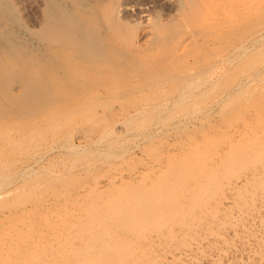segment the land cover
Masks as SVG:
<instances>
[{
	"label": "rangeland",
	"instance_id": "rangeland-1",
	"mask_svg": "<svg viewBox=\"0 0 264 264\" xmlns=\"http://www.w3.org/2000/svg\"><path fill=\"white\" fill-rule=\"evenodd\" d=\"M11 1L44 91L0 101V248L109 216L123 264H264V0Z\"/></svg>",
	"mask_w": 264,
	"mask_h": 264
},
{
	"label": "bare ground",
	"instance_id": "bare-ground-1",
	"mask_svg": "<svg viewBox=\"0 0 264 264\" xmlns=\"http://www.w3.org/2000/svg\"><path fill=\"white\" fill-rule=\"evenodd\" d=\"M57 1L55 0L54 2H52V0H51V2L53 4H51V5L49 4L50 10L48 8H47V10L51 11V10L54 9V11L56 10V12H58V10L61 11L62 9H59L58 8V7H60V5L57 7L58 9L54 6L55 4L57 5V3H55ZM94 2H95V0H94ZM98 2L96 1V3H98ZM12 3L13 2L11 0H0V101L1 100H3V101L5 100L6 101V104L9 101V107H11L10 105L13 106V102L15 104L16 102L19 103L21 101V103H19V104L21 106L23 105L22 107L24 108L25 107L24 105L26 103H29V102L31 103V101L33 103V99L36 101V99L38 100V98H40L43 95L41 91H44L43 90L44 87H42L43 85H42V82L41 81L38 83V80L37 79L34 80V77L35 76H33V78L31 77L30 74H32L34 72L30 73V69H33V71L36 70V69L33 68V67L31 68V65L32 64L30 65L29 64V61H27V60H26L27 62L25 61V56H23V53H22L24 50H29V48L30 49L33 48L31 46L32 43L29 42V41H27V40L24 41L22 39V37L17 32H15L16 30L14 31L10 27V21H11V19L13 17H15V20H16V18L18 17V16H16V14L18 15L17 10L14 8L15 6H13ZM52 5H53V7H51ZM64 6H61V7H64ZM51 8H53V9H51ZM110 8L111 7H108L107 8V11L104 10V11H106L105 14H104V11L102 13L104 15L107 14V16L109 17L110 15H108L109 14L108 13V10ZM65 10H64L63 13L61 11V13L63 14L62 16H64L65 13H67V12H65ZM110 10H109V12H110ZM15 11H16V13H15ZM49 11H47V12L49 13ZM51 13H54V12L52 11ZM61 13H59V14L61 15ZM49 14L47 16H50ZM54 14H52V15H54ZM67 14L63 18H65L67 16L70 17V18H72L69 13H67ZM55 15H57V17H58V14H55ZM47 16L45 15V18H43L42 20H44L45 22H48L49 19H50V17L51 18L53 17V16H50V17H47ZM46 17L49 18V19H47V21L45 20ZM59 17H58V19H59ZM68 17L66 18V20L69 19ZM58 19L56 18V20H58ZM66 20L63 21V19H62L60 21L64 22V24H66V26L67 25L70 26L71 25V20L70 19L67 20V21H70L68 23H66L67 22ZM78 21H79V19H78ZM42 23H40V25ZM76 23H77V26H76L75 22H74L75 25H73V23H72V25L75 26V27H73V30L75 28V30L77 32V29L78 28L76 29V27L81 28V26H83V25H81V26L79 25L82 22L81 23L79 22V24H78V22H76ZM49 24L52 25V23L48 22V23H44L43 24V27H41L42 25L40 26L41 29H43V28L45 29V30L43 29L45 32H41L42 30L40 31L39 30L40 29L39 27L37 28L38 31L37 30H34V29H32L34 31H31V28H29V26H28V28L30 29L29 32H35V31H37V32H35L34 37L35 36L38 37L37 36L38 34L39 35H41V34L43 35L44 34V36H46L45 33L49 34L48 32L51 31V29H48L50 31L46 30V28L49 27ZM59 24L60 25H63L61 23H59ZM24 25H25V23H24ZM51 25H50V27H51ZM23 26H22V29L25 30L26 29L25 27H27V25L24 28H23ZM59 26H58V30H59ZM67 27H66L65 30H68ZM53 28H55V25H54ZM60 28H61V26H60ZM69 28H71V27H69ZM55 30H57V27H56ZM55 30L51 31V33H50V36L52 38H49L50 37L49 36V37H47V40L48 39H49V41H50V39L52 40L53 39V36L56 38L57 35L55 36V34H57V32L60 33L61 31H63V30H61V31H57L56 32ZM54 31H55V34H53ZM71 31L72 30L70 29V34L72 35V32L73 31L72 32ZM78 31H80V30H78ZM81 31H84V30H82V28H81ZM81 33H79L80 36H81ZM51 34H53V35H51ZM65 34H67V35H65ZM70 34H69V32L68 33L66 32V33H63V34L61 32L59 34V36H57V38L58 37L61 38V35H63V37H64V35H65L66 38L65 37L64 38L65 39H68V35L71 36ZM77 34L78 33H76V35ZM83 34H85V31L83 32ZM79 35H78V37H79ZM44 36H42V37L45 39L46 37H44ZM41 38H39V39H41ZM55 38L53 40H55ZM57 40H58V42H56V43H59L60 39L58 38ZM57 40H55V41H57ZM62 40H63V38H61V42L63 44L64 43V40L63 41ZM70 40H69V42L67 40V43H69V45L72 43ZM79 40L80 39L78 38V42H79ZM65 42H66V40H65ZM78 42H76V43L73 42V44L75 43V44H80L81 45L83 43V39H82V41H80V43H78ZM59 44H61V43H59ZM73 44H71V45H73ZM76 47H78V46H75V48ZM82 47H83V45L81 46V48ZM79 49H80V47H78V50ZM19 62H20L21 69L19 67H16V65L19 64ZM22 68L24 69L23 72H22ZM258 69H262V68H258ZM251 72H252V70H251ZM256 73H258V72H256ZM259 74H258V76H259ZM35 75H37V73ZM253 75L251 76L252 78L258 77L256 75L255 76H253ZM39 76H41V75H39ZM37 77H38V75H37ZM251 77H249V78H251ZM35 81L37 82V84H39V86H37V84H36V87L38 89H41V91H37L35 89L36 87L33 88L35 86V83H36ZM258 81H262V80H258ZM11 82H12V85L15 82H17L18 84H19V82H22L21 84H23V86H20V87H24L25 88L23 90V91L26 92V93H24V95H28V97H27L28 98V101H29V97H30V101L29 102H25L26 99H24V97L22 98V99H24L22 101L21 98H19L18 93L16 94V96H17L16 97V100L12 98L13 95H12L11 90H10V85L11 84H9ZM32 85H33V87H32ZM260 85L261 86H264V82H261ZM4 87H6V88H4ZM7 89H9L10 91L7 90ZM23 91H21V92H23ZM14 95H15V93H14ZM45 95H46V93H45ZM13 97L15 98V96H13ZM12 99L15 100V101H12ZM18 99H20V100L18 101ZM4 104H5V102H4ZM16 105H17V107L20 106L18 104H15L14 106L16 107ZM22 107L20 109H23ZM12 110H16V108L15 109H12ZM134 215H133V217H134ZM136 215L138 216L139 214H136ZM26 217L27 216H25V218ZM86 217L84 216L83 218L86 219ZM77 218H76V221L77 220L79 221V218L83 219L82 217H79L78 219ZM88 218H89V216L87 217V220H88ZM23 219H24V217H23ZM23 222L21 223L22 226L23 225H26V223L23 224ZM89 222H90V225L88 224ZM89 222H87L88 227H85V226L82 227L81 226V227L76 228L74 230L65 229L66 230L65 232H67V234H70V232H72L70 236H74V239L71 240V243H69L70 244L69 246L67 244L64 246L63 243L61 245H59V244L51 245V244H53V242L50 243L51 242L50 240L47 243H44L43 242L44 239L41 240L39 236H36L35 237V238L38 237L37 238L38 240L37 239L32 240L34 238L33 236H32V238L29 237L30 238L29 239L28 237L26 238V236L23 237V236L20 235L21 238L23 237V240L25 238H26V240L28 239V241L29 240H32V242H28V243L26 242V245H25L24 244L25 243V240L23 242V240L20 239L21 240V242H20V240H19V237L20 236L17 235L18 233H15V236L16 235H17V237L19 236L18 239H17V237L14 238V234H13L12 236H13V238L15 240H13L11 242L8 239V241H7V242H9V243H7V245L10 244V246H8L7 249H6V247H3V248H5V250L2 249V247L0 248L3 251L2 252L0 250V264H123L124 263V257H125V254H124V242H123V239L124 238H123L122 233L119 232V230L117 229V223L115 221H112L109 218V216L108 217H101V218L100 217L99 218H92V219H90ZM27 224H28L27 226H29V227L26 226L25 228L28 230V228H31L30 227L31 225H30V223H27ZM22 226H19V227L18 226L17 227L16 226L15 227L13 226V228L16 230V232H18L17 229L20 230L21 228H23ZM10 227H11L10 225H7V226L2 227L1 233L3 232L4 234L2 233L1 235L2 236L5 235V236H3L4 238L5 237L8 238V236H11L10 233H13L12 232V228H10ZM56 231H59V230L57 229ZM27 232H29V231H27ZM53 232L54 231H52V235H50V236H52V238H53V235L55 233H57V232H54V233ZM7 234H10V235L7 236ZM57 234H55L54 236H56ZM12 236L9 237V238L13 239ZM22 242H23V244L25 246L22 244ZM29 243L31 245H29ZM37 251H39V253H37ZM40 251H43V253L40 252ZM70 254L72 255V257H71ZM69 255H70L71 258L69 257ZM9 257H10V259H9ZM8 259H9V261H8Z\"/></svg>",
	"mask_w": 264,
	"mask_h": 264
}]
</instances>
